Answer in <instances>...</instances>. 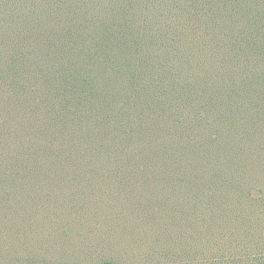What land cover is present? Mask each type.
I'll use <instances>...</instances> for the list:
<instances>
[{"label":"rangeland","instance_id":"obj_1","mask_svg":"<svg viewBox=\"0 0 264 264\" xmlns=\"http://www.w3.org/2000/svg\"><path fill=\"white\" fill-rule=\"evenodd\" d=\"M243 1H257L251 6L254 10L264 7V0H0V106L6 104V94L11 91L12 59L20 63L25 57L71 56L62 49H82L117 40L111 34L126 27L147 33L155 28H173L174 41L167 40L170 51L163 47L169 57L162 53L160 60L179 69L188 60L189 64L179 71L184 78L189 74L196 76L199 70L204 72L203 80L195 85L201 89L181 92L180 103L186 105L179 109L186 113L184 106L189 105L191 96L203 93L204 97L191 104L200 107L198 114L204 120L196 123L212 144L203 139L204 146L195 153L205 154L200 162L210 160V169L204 168V174L211 172V181L230 186V182L236 183L246 173V168H240L244 161L239 160L236 142L241 139L226 135L227 144H222L230 121L218 105H209L212 78L221 74L220 67L229 57L210 39L215 28L212 18L209 20L206 15L216 11L241 12L248 7L241 4ZM175 43L179 49L187 45L198 57H191L184 50L172 54ZM2 109L0 121L8 123L0 133V162L18 163L22 158L20 151L29 147L32 140L43 137L42 132L47 137L46 130L52 129L48 118L51 113L48 116L43 109H37L30 114L13 112L11 118ZM183 115L179 126H193L191 116ZM131 117L140 125L136 112H131ZM252 121L246 119L248 124L258 120ZM259 121L264 124V116ZM170 127L157 139L140 138L130 130L112 133L113 140L118 141V152L105 179L101 169L95 174H73L60 165L38 166L25 185L11 191L0 209V264H102L108 260L116 261L115 264H263L257 258L264 254V210L255 206L240 210L239 204L229 199L232 191L228 187L222 192L218 189L224 198L220 195L217 202H212L217 195L211 201L203 188H193L188 193L178 182L173 190L148 182L155 176L145 169L148 157L160 153L162 159L156 160L164 161L165 151L175 156L177 151L170 148H179L182 141L178 135L180 127ZM8 135L11 140L7 143ZM217 135L221 136L219 143L214 140ZM53 145L60 148L58 141ZM248 146L251 151L246 154L263 165L262 172L249 169L255 175L249 189L263 187L264 135L251 139ZM129 154L133 158L126 161ZM213 164L218 165L216 170ZM151 165L149 169L159 170ZM252 194L259 196L256 190ZM211 227L218 230L217 238L208 234Z\"/></svg>","mask_w":264,"mask_h":264},{"label":"trees","instance_id":"obj_2","mask_svg":"<svg viewBox=\"0 0 264 264\" xmlns=\"http://www.w3.org/2000/svg\"><path fill=\"white\" fill-rule=\"evenodd\" d=\"M241 4L248 7L241 12L216 11L206 17L212 18V26L215 28L210 39L217 44L218 49H225L224 55L229 57L224 67H220L221 74L215 80L212 78L209 105H218L224 117L230 121L222 144H227L226 135L241 139L236 144H239V160L244 161L240 168H246V173L240 177L242 183L239 179V183L230 182V186L218 185L211 181V172L207 176L204 174L210 169L207 163L210 160L200 162L205 154L199 156V153H195L204 146L202 141L206 139L204 131L196 123L204 118L198 114L200 107L191 104L204 95L199 92L193 94L189 105L184 106L186 113L179 109L186 105L180 103L179 96L190 88H194V91L201 89L199 86L195 88V85L205 75L199 70L196 76L190 77L189 74L188 78H184V73L179 71L189 64L188 60L185 59L180 69L171 64L167 66L160 60L163 54L164 57H169L163 49L170 47L167 40L174 41L171 37L175 33L173 28H155L147 33L143 29L126 27L119 33L111 34L116 35L117 40L99 42L82 49H75L74 46L62 49L66 50L65 53L72 54L71 56L25 57L20 63H15V59L11 60L12 87L6 94V104L0 106V109L3 107L2 110L5 109V114L11 118L13 112L17 115L19 112L30 114L43 109L48 116L51 113L48 118L52 120V129L46 130L47 137L42 132L44 138L37 137L23 152L20 151V162H0V209L3 208L4 201H8L11 191L25 185L38 166L58 168L60 165L64 171L70 170L73 174L84 171L95 174L101 169L105 171L102 173L105 179L108 169L112 170L114 166L113 157L118 152L115 147L118 141L113 140L115 137L111 136L112 133L130 130L135 132L134 136L157 139L159 134L171 126V130L180 127L178 135L182 141L178 143L179 148H170L177 151L175 156L167 155L170 151H165L167 158L164 161L156 160L162 159L159 157L160 153L148 157L149 164L145 165V169L155 175L148 182L152 181L167 189L179 186L180 183L188 193L193 188H203L205 197L211 201L217 195L212 202L219 200L221 193L218 189L222 192L228 187L232 191L229 199L239 204L237 207L240 210L251 206L264 210V186L249 189L255 176L249 169L255 168L262 172L263 165L259 159H251L246 154L251 151L248 146L251 139L264 135V124L259 123L264 116V7L252 9L251 6L257 5V1H243ZM196 15L198 14L190 16ZM147 43L151 44L150 47ZM176 43L173 44L172 54L178 55L184 50L191 57H198L197 52L191 51L187 45L179 49ZM152 57L161 58L155 60ZM169 102L172 104L168 105ZM131 112L137 113L140 125L132 122ZM183 114L191 116L189 118L193 120V126L185 123L179 126L184 121ZM246 119L258 121L248 124ZM7 123L6 120L0 121V133ZM195 125L197 129L194 128ZM186 138L187 141H184ZM220 138L217 135L215 142L219 143ZM10 140L11 137L6 136V142ZM206 140L211 143L210 138ZM56 141L60 142V148H54ZM257 150L263 151L260 147ZM207 157L213 158L212 155ZM132 158L130 154L125 156L126 161ZM150 164L159 170L149 169ZM236 166L239 168L237 164ZM217 167L218 165L214 167L215 170ZM252 190H256L259 196H253ZM207 232L213 238L220 235L213 227L208 228ZM261 255L263 257L257 260L264 262V254ZM115 262L108 260L102 264Z\"/></svg>","mask_w":264,"mask_h":264}]
</instances>
